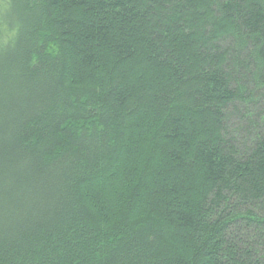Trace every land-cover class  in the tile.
Segmentation results:
<instances>
[{"label": "trees", "instance_id": "16d2710c", "mask_svg": "<svg viewBox=\"0 0 264 264\" xmlns=\"http://www.w3.org/2000/svg\"><path fill=\"white\" fill-rule=\"evenodd\" d=\"M0 264H264V0H0Z\"/></svg>", "mask_w": 264, "mask_h": 264}]
</instances>
